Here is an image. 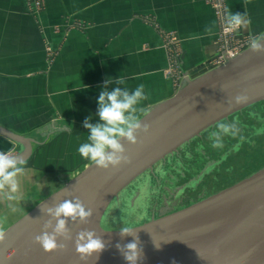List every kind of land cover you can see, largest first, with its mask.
<instances>
[{"label": "water", "instance_id": "1", "mask_svg": "<svg viewBox=\"0 0 264 264\" xmlns=\"http://www.w3.org/2000/svg\"><path fill=\"white\" fill-rule=\"evenodd\" d=\"M225 57L229 61L217 69L205 67L209 60L190 71L173 97L141 117L151 131L137 145L125 143L130 165L104 171L92 163L9 227L0 243V264H128L116 248L133 240L121 237L125 225L137 227L143 248L138 264H264V167L191 206L154 217L189 151L185 145L264 103V53L248 49L234 59ZM238 94L247 95V103L235 104ZM0 135L13 144V153L26 163L31 159L35 140L2 128ZM179 150V156L169 157ZM73 196L92 208L93 216L87 224L70 221L72 240L59 241L63 250L45 252L34 242L48 219L41 206ZM82 229L94 230L107 243L98 259L85 262L76 253L74 241Z\"/></svg>", "mask_w": 264, "mask_h": 264}, {"label": "rangeland", "instance_id": "2", "mask_svg": "<svg viewBox=\"0 0 264 264\" xmlns=\"http://www.w3.org/2000/svg\"><path fill=\"white\" fill-rule=\"evenodd\" d=\"M27 15L36 21L39 31L45 40L47 64L62 62L65 55L72 54L80 60V55H90L91 65L108 69L119 66L131 67V73L137 75L138 83L154 87V101L173 97L180 89L183 79L188 75L182 69V62L190 60L192 64H205L221 51L223 40L219 16L207 3L215 16L216 53L212 57L185 58L183 41L176 34L160 24V20L142 17L137 30L147 32L155 41L151 45L138 43V55H120L114 23L122 17V22L130 18V4L136 0H25ZM139 1V0H138ZM229 1V0H228ZM228 8V5H227ZM140 13V9L138 10ZM141 13H144L141 11ZM264 30V27H259ZM127 29L123 28L122 31ZM225 29V25H224ZM243 29L235 30L237 42L242 39L248 43L251 35H243ZM264 32V31H263ZM226 42L231 44V39ZM83 44V45H82ZM124 49V48H122ZM127 50L130 47H126ZM154 50L153 57H145V51ZM211 58V59H210ZM75 62L74 64H76ZM148 65V66H147ZM147 66V67H146ZM151 67L153 71L151 72ZM107 71V70H105ZM129 73V70L123 69ZM109 78L112 74H106ZM147 82V83H146ZM143 112L150 105L139 106ZM235 122L240 129L235 137L223 136V147L213 148L211 134L217 131L208 130L202 139L193 142L176 176L167 190L154 217H158L188 206L220 192L242 181L264 167V103L257 104L236 114L224 123ZM61 124V123H60ZM28 135V134H27ZM30 136V135H28ZM46 138H41V142ZM64 146V145H63ZM38 148L25 164V172L19 177V198L8 201L0 197V218L7 217L4 228L7 230L19 219L42 203L53 191V184L58 178L74 179L85 169L90 160L82 167L72 170L69 166L79 159L80 154L64 153L69 148ZM60 152V153H58ZM62 151V152H61ZM45 159L47 163H40ZM68 160H72L71 164ZM79 161V160H78ZM66 163V164H65ZM45 165V166H42ZM67 165V169L59 166ZM88 165V166H89ZM61 176V177H60ZM11 205V207H10ZM15 208V211L12 208Z\"/></svg>", "mask_w": 264, "mask_h": 264}, {"label": "crops", "instance_id": "3", "mask_svg": "<svg viewBox=\"0 0 264 264\" xmlns=\"http://www.w3.org/2000/svg\"><path fill=\"white\" fill-rule=\"evenodd\" d=\"M130 9L128 21L122 22V17H118L116 20L119 22L114 23L118 46L121 48L118 53L120 57L138 55V43L151 45L155 41L153 36L144 34L147 32L138 33L136 27L143 22L141 16L160 20V24L168 31L176 33L183 41L185 58H213L215 55L217 30L214 28L215 34L210 37L204 35L205 26L215 22L207 0H136L131 2ZM228 9L233 13L247 11L252 23L248 29L242 30L243 35H258L264 31L259 28L264 27V0H251L246 8L244 0H229ZM143 10L144 13H141ZM27 13L25 0H0V128L35 140L33 153L42 147H58L57 150L65 147L69 150L64 149V153H77L79 146L88 142V130L82 126L84 120L91 117V123L100 122L96 115L97 101L108 78L106 74L111 73L113 79L123 77L125 84L120 87L129 90L139 85L137 75L131 73L129 66L105 69L91 65L88 59L92 57L82 53L80 60L77 59L79 56L72 54L69 58L66 54L64 61L47 64L45 40L36 21ZM125 27L127 29L122 31ZM143 54L153 57L155 52L151 49ZM199 65L202 64L195 65L185 60L182 70L189 73ZM123 69L129 70V73L123 72ZM148 83L150 86H145V92L150 98L140 106L150 105L151 108L142 116L169 99L168 96L154 101V87L151 81ZM115 87V83L110 84L108 90ZM41 138L46 140L41 142ZM21 147L18 145L15 151H21ZM12 148L13 144L0 135V151L8 152ZM78 160L69 166L73 171L88 161L82 156ZM39 161L47 163L45 159ZM71 161L68 160V163L71 164ZM59 167L67 169V165ZM70 180L58 178L49 195Z\"/></svg>", "mask_w": 264, "mask_h": 264}, {"label": "clouds", "instance_id": "4", "mask_svg": "<svg viewBox=\"0 0 264 264\" xmlns=\"http://www.w3.org/2000/svg\"><path fill=\"white\" fill-rule=\"evenodd\" d=\"M250 2L251 0H244L245 8ZM224 23L225 31L230 32L248 29L252 21L246 10L243 13H233L226 8ZM214 28L215 22L205 26L204 35L209 37L214 35ZM248 46L254 54L264 53V32L250 36ZM113 83L117 87L109 91L108 85ZM124 84L125 79L121 76L117 79L107 78L97 101L96 115L100 122L93 124L90 122L92 118L88 117L82 125L88 130V142L82 143L78 152L84 159L90 160L96 167L104 171L118 169L122 165H130L132 159L125 143L137 145L142 142L139 137L147 136L151 131V125L147 122L142 123V119L137 115L138 112L144 111L139 106L142 102L147 101L150 95L145 92L143 84L132 90L127 87L121 88L120 85ZM247 101L248 96L245 94H238L234 97V103L237 105L245 104ZM217 129L210 137V139L214 138L212 147L217 149L224 146L223 136L235 137L240 131L235 122H220ZM25 164L26 161L21 155L12 151H0V197L8 201H15L19 198V177L25 172ZM12 210L15 211V208L13 207ZM41 211L48 219L44 221L42 231L35 236L34 242L48 253L63 250L66 247L64 243L59 242L60 240H72L71 230L68 226L70 221L87 224L93 216V209L87 207L78 196L65 199L52 206L45 207V204H42ZM6 219L7 217L0 218V243L6 242L7 239V231L3 226ZM136 228L127 225L119 228L122 238L133 237L129 243L116 244V248L128 264H138L143 256V248L139 235L135 231ZM74 243L76 253L85 262L93 256L98 259L99 255L107 248L104 239L94 230L89 229L80 230L76 234ZM153 243L157 249L160 247V244L154 241Z\"/></svg>", "mask_w": 264, "mask_h": 264}, {"label": "built area", "instance_id": "5", "mask_svg": "<svg viewBox=\"0 0 264 264\" xmlns=\"http://www.w3.org/2000/svg\"><path fill=\"white\" fill-rule=\"evenodd\" d=\"M211 4L213 9L215 10L216 14L219 16V22L222 28L221 39L223 40V44L221 45L222 49L218 53L216 57H214L210 64L206 65V68L209 69H217L221 65H225L229 59H226V55L230 57V59H234L239 54L243 53L244 51L249 49L248 43L242 39L241 42L238 41L235 30L234 31H225L224 29V16H225V9L228 5V0H211ZM231 39V44H228L226 40L227 38ZM181 86V85H180Z\"/></svg>", "mask_w": 264, "mask_h": 264}, {"label": "flooded vegetation", "instance_id": "6", "mask_svg": "<svg viewBox=\"0 0 264 264\" xmlns=\"http://www.w3.org/2000/svg\"><path fill=\"white\" fill-rule=\"evenodd\" d=\"M235 116V115H234ZM233 117V116H232ZM229 120V119H228ZM224 122V121H223ZM217 126V125H216ZM216 126L215 127H213L212 129H214V128H216ZM210 130V129H209ZM207 132V131H206ZM205 132V133H206ZM205 133H203L200 137H198V138H196V139H194V140H192V141H195V140H197V139H202L203 138V136H204V134ZM192 141L190 142V143H188V144H186L185 145V147H187V149H190V144L192 143ZM184 147V146H183ZM180 153V150L177 152V153H175L174 155H171V156H169L170 158H172L173 156H175V155H178ZM180 155V154H179ZM178 155V156H179Z\"/></svg>", "mask_w": 264, "mask_h": 264}]
</instances>
